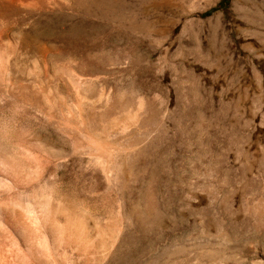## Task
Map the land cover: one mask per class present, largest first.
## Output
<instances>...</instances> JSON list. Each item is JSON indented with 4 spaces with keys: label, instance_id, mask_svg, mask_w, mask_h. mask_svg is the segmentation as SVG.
<instances>
[{
    "label": "rangeland",
    "instance_id": "obj_1",
    "mask_svg": "<svg viewBox=\"0 0 264 264\" xmlns=\"http://www.w3.org/2000/svg\"><path fill=\"white\" fill-rule=\"evenodd\" d=\"M88 1L6 17L0 264H264V0Z\"/></svg>",
    "mask_w": 264,
    "mask_h": 264
},
{
    "label": "bare ground",
    "instance_id": "obj_2",
    "mask_svg": "<svg viewBox=\"0 0 264 264\" xmlns=\"http://www.w3.org/2000/svg\"><path fill=\"white\" fill-rule=\"evenodd\" d=\"M87 1L88 0H0V7H1L0 8V73L12 74V73L18 72V71L19 72L20 71L25 72V71H47L48 70V68H47L48 66L45 64V57H46L44 55L45 52L44 53L42 52L44 50H38L37 49L38 46H36L37 44L35 45L37 47L36 49L32 48L31 42L29 41V37L28 38L27 37H21L19 39H14L12 37V35L10 37V30L11 29L9 30V28L6 27V25L8 26V24H9V22H8V24L6 23L7 22L6 17L8 18V16H10V15H12V16L13 15L14 16L15 15H22L24 17L36 15V16H40V17L42 16L43 17V16H48V14H50L52 12H56V11H60V10L63 11V9L66 10L65 8H67V10H68L69 8H74L76 6H78V7L86 6V4L89 2V1L88 2ZM3 22H5V24ZM10 38H12V40H9ZM39 49H41V48H39ZM89 50H90V48H89ZM11 58H14L16 60V62L13 64H9V60ZM20 58H22L23 60H21ZM30 58H34L35 62H36L32 66H30L27 63L28 62L27 60H29ZM5 62H7V63H5ZM86 66L87 65H85V67ZM66 70L70 71V72H78V71L80 72L81 70L86 71V70H83L82 68L77 67V65L76 66H74V65L70 66ZM211 241H213V240H211ZM219 241H221V240H219ZM217 242H216V244H217ZM226 242H228V241L226 240ZM207 243H209V242H207ZM213 243L215 244V241ZM214 244L211 243V245L213 247H214ZM221 245H223V244H221ZM220 247L222 249L223 246H220ZM228 247H229V245H228ZM210 249H211V247H210ZM221 249H219V250H221ZM217 250H218V247H217L216 251ZM218 251H217V253H219ZM222 251H226V250L223 249ZM214 252H215V250L214 251L211 250V251H208L206 254L208 256V255L213 254ZM222 253L223 252H221V254ZM206 254H205V256H206ZM221 254H220V258H221ZM223 254H222V257H223ZM218 255L219 254H217V256ZM211 256H214V255H211ZM217 256H214V257H217ZM214 257H211V258H214ZM217 258H219V257H217ZM227 258L228 257L226 256V259ZM222 259L223 258H221V260Z\"/></svg>",
    "mask_w": 264,
    "mask_h": 264
}]
</instances>
